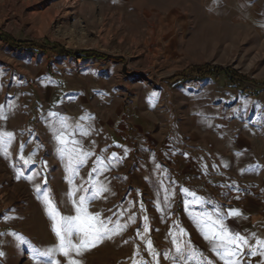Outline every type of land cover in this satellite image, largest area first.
<instances>
[{"label": "rangeland", "instance_id": "1", "mask_svg": "<svg viewBox=\"0 0 264 264\" xmlns=\"http://www.w3.org/2000/svg\"><path fill=\"white\" fill-rule=\"evenodd\" d=\"M241 9L233 0H0V33L16 43L0 39V135L12 133L0 139V264H41L46 258L34 250L59 245L52 217L77 215L84 189L101 185L108 190L86 209L123 230L73 252L79 264H152L148 240L159 264H186L172 243L180 229L193 264H224L204 239L201 212L228 221L249 242L250 231L236 229L229 214L244 205L246 186L221 188L205 175L188 182L181 172L197 163L180 142L247 130L264 135V89L233 88L222 76L165 82L204 64L263 80L264 30ZM61 122L69 149L89 153L78 167L75 155H58ZM199 153L207 174L215 162ZM180 189L201 202L186 209L191 198ZM248 252L238 264H250ZM50 259L67 264L59 251Z\"/></svg>", "mask_w": 264, "mask_h": 264}, {"label": "snow or ice", "instance_id": "2", "mask_svg": "<svg viewBox=\"0 0 264 264\" xmlns=\"http://www.w3.org/2000/svg\"><path fill=\"white\" fill-rule=\"evenodd\" d=\"M50 115L55 116L57 114L51 113ZM61 123L62 126L57 130V135L55 136V139L60 145L57 149L58 155L61 158L64 157L66 153L75 155V166L78 167L85 162L89 153L77 151L76 148L69 149V141L66 139V132L64 131L63 122ZM86 134L87 133H81V135ZM4 137L11 139L12 133L6 132L0 135V139H3ZM71 143L76 144L78 141L72 140ZM113 155L115 156V154ZM27 163H29V161H25V164ZM93 171H96V169H93ZM73 172L75 174V167L73 168ZM37 190L40 191L39 188ZM107 190L108 189L102 185L98 188H95L94 190L84 189L85 194L80 196L76 207V212L78 213L77 215L72 217H64L57 214L52 217L54 220H56V223L53 225V229L59 238V245L56 249H48L44 252H38L34 250L36 256L46 258L42 260L41 264H61L59 260L50 259L53 256L54 251H59L63 257L67 258V264H79V261L73 258V252H75L76 256H79L83 251L95 247L104 239H110L113 235L119 234V231L123 230L118 229L116 232H114L107 226L104 220L99 218V213L92 214L86 209L85 205L87 202L98 198L101 192H106ZM180 191L184 192L191 198L185 204L186 209L195 208L196 205L192 203V200H195L196 204L201 202L199 198L195 197L194 193H190L186 189H180ZM45 195L47 196V194ZM69 195H73V193L69 192ZM165 199L167 200L168 197ZM45 202L47 203L48 201L46 200ZM74 203L76 202L74 201ZM229 214L232 216L240 215L238 210H232ZM57 216H59L58 219ZM146 219L147 217H145V220ZM196 219L198 222L202 221L201 231L204 239L209 242L212 251L217 254L218 258L223 261L224 264H238V260L236 258L243 255L245 248L248 247L249 242L247 238L240 233L233 232L231 229H229L224 224L223 218L218 217L216 220H213L212 214L201 212L196 217ZM148 231L149 229L146 228L145 232ZM184 234L185 230L180 229L179 232L173 237L172 243L175 253L177 256L182 257L186 264H193L191 254L194 249L187 248L183 243L180 242V239ZM74 236L78 239V243H73L72 238ZM257 244L260 246L259 255L264 257V240L257 241ZM146 247L149 255L152 257V264H159L158 257L160 256V253L154 249L151 240L147 241ZM247 254L250 256H256L258 253L256 248H251ZM0 255H3V253H0ZM164 258L168 259L169 254L165 253ZM140 264H148V262L142 261ZM195 264H203V261H195ZM208 264H211V262H208Z\"/></svg>", "mask_w": 264, "mask_h": 264}, {"label": "crops", "instance_id": "3", "mask_svg": "<svg viewBox=\"0 0 264 264\" xmlns=\"http://www.w3.org/2000/svg\"><path fill=\"white\" fill-rule=\"evenodd\" d=\"M233 1L237 8H243L240 13L247 21L259 23V27L264 30V0ZM180 143H184L187 149L184 153L189 155V158H195L193 162L197 163V167H186L181 172L183 176L189 177L186 178L188 182L193 176L202 182L205 175L207 178L213 177L220 181L221 188L223 182L229 184L230 181L241 187L246 186L247 195L242 203L244 205H240L238 209L240 215L234 216L233 222L230 219V223L238 230L250 231L247 236L250 245L245 250L256 248L258 253L251 256L250 264H264V257L259 255L260 246L257 244V241L264 240V135L261 132L247 130L238 135L223 133L215 138L214 142L212 139L208 141L206 138L191 136ZM202 149L209 154L210 162H215L214 165H210L207 174L203 173V165L200 158H197ZM220 177L223 179L220 180ZM226 225H229L228 221Z\"/></svg>", "mask_w": 264, "mask_h": 264}, {"label": "trees", "instance_id": "4", "mask_svg": "<svg viewBox=\"0 0 264 264\" xmlns=\"http://www.w3.org/2000/svg\"><path fill=\"white\" fill-rule=\"evenodd\" d=\"M0 39H4L7 42H10L11 44H16L14 40H12V38H10V36L4 34V33H0ZM56 47V45H53ZM63 52H65L67 55H71L74 57H80V58H106L105 55L92 50H77V51H71V50H64ZM196 76L199 75L201 77H211V76H222L223 79H225L226 81L229 82V85H231V87L233 88H241L243 87L245 84L250 85L251 87L254 88L253 93L256 94V91H258V89H264V79L257 81V80H252L249 79L246 75L244 74H238L235 70L229 68V67H221V66H216V65H208V64H204V65H196V66H190L188 67L186 70H184L183 72H181V74H175L170 78H166L165 82H174V84L180 83L181 81H187V79L189 78V76Z\"/></svg>", "mask_w": 264, "mask_h": 264}]
</instances>
